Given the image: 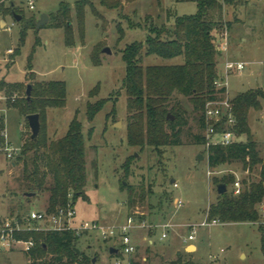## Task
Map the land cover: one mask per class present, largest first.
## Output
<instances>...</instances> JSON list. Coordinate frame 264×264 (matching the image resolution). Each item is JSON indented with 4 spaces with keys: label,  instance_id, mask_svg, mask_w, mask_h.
Masks as SVG:
<instances>
[{
    "label": "rangeland",
    "instance_id": "obj_1",
    "mask_svg": "<svg viewBox=\"0 0 264 264\" xmlns=\"http://www.w3.org/2000/svg\"><path fill=\"white\" fill-rule=\"evenodd\" d=\"M62 3L71 9L72 46L66 45L63 28L48 26ZM79 3L86 5L83 31L76 13ZM197 11L195 0H122L119 9H109L100 0H35V9H30L27 0H0V81L13 85L10 91L0 90V118L8 136L1 137L4 144L20 149L12 160L0 152V219L16 216L20 208L24 216L32 210L48 208L47 192L25 196L28 187L23 181L24 160L29 158L31 164L33 153L20 160L18 157L32 133L28 116L21 113L16 103L26 97L27 87L34 81H62L67 89L66 104L48 108L44 126L50 140L64 137L76 115L83 126L88 200L79 198L76 202L73 226L97 223L102 227H119L132 215L137 223L132 238L141 264H172L178 257L198 264H264V205L260 206L261 220L257 223L207 221L208 208L218 196L214 177L233 175L240 180L242 191L244 180L259 181L260 167L252 172L244 171L240 163L210 168L207 145L193 142V136L202 131L188 98L175 97L189 122L183 128L181 145L160 149L128 145L127 96L122 89L126 75L123 49L134 42H145L152 29L172 27L176 18L195 15ZM212 13L216 44L220 34L229 35L228 51L218 58L223 69L218 70L220 79H226L224 64L221 65L225 55L230 61L246 63L242 72L228 75L226 97L233 99L248 90L264 91V0H239L233 5L222 2ZM43 14L48 15V23L39 30L36 25L29 28L24 44L20 45L24 28L32 20L37 24ZM16 15L22 19L17 21ZM105 48L110 53L104 52ZM9 50L13 52L9 54ZM29 57L31 71L27 69ZM181 59L150 55L144 57L143 63L178 64ZM98 62L100 65H96ZM100 99H106L107 104L90 122L87 104ZM261 104V109L250 111L248 121L264 156V99ZM246 139V135H241L238 141ZM199 155L204 159L199 160ZM128 159L131 166L127 173ZM227 188L228 193H234L233 184ZM131 192L134 205L128 202ZM177 199L184 202L182 207L176 205ZM164 224L171 228L158 227ZM24 225L41 227L35 222ZM163 231L168 234L164 239ZM192 231L196 232L195 239L190 241ZM79 236L80 251L94 257L96 264H113L109 250L119 244L118 238L107 240L92 230ZM189 243H195L198 250H186ZM145 257L147 261H143ZM30 263L28 253L0 248V264Z\"/></svg>",
    "mask_w": 264,
    "mask_h": 264
},
{
    "label": "trees",
    "instance_id": "obj_2",
    "mask_svg": "<svg viewBox=\"0 0 264 264\" xmlns=\"http://www.w3.org/2000/svg\"><path fill=\"white\" fill-rule=\"evenodd\" d=\"M198 11L195 15H184L176 18L172 27L163 26L152 29L145 42H134L122 51L126 63V75L122 89L127 96V139L128 145L145 149H160L167 146L181 145L183 128L188 125V117L181 108L176 95L190 100L193 112L202 133L194 135L193 142L206 145L205 107L209 101L225 98L227 89L216 88L215 81L220 78L218 58L222 55L216 44V26L212 12L224 2L233 5L239 0H195ZM109 9H119L122 0H100ZM85 4H77L76 13L80 29L85 27ZM33 20L22 31L20 45L25 42L27 30L35 27ZM50 27L63 28L67 46L74 43V31L71 21V9L68 4H61L49 23ZM155 34V35H153ZM156 55L163 59L184 56L181 65H148L143 64L145 56ZM96 65H100L99 62ZM27 69L32 70V57H29ZM34 74L29 77L32 78ZM13 85L0 81V90L10 91ZM18 86V85H17ZM31 98L27 95L17 100L16 106L25 116L39 114L41 130L37 139H29L22 147L20 160L28 153H33L30 167L29 158L24 160V178L28 187L27 193L47 192V212L75 207L79 198L86 196V137L82 123L77 115L70 123L67 134L58 140H50L45 132L44 121L47 109L64 107L67 89L65 82H32ZM261 99L264 91L248 90L231 99L232 110L236 118L238 136L246 135L245 141L233 144L211 145L208 149V165L218 169L234 163L242 164L244 171L252 172L260 167L259 181L244 180V189L239 195L233 192L218 194L217 199L208 208L207 221L219 223H257L261 220L260 206L264 205V156L260 154V145L253 139L249 127L251 110L262 108ZM174 101V103H172ZM107 104L100 99L87 104V118L92 122L100 110ZM3 123L0 118V143ZM93 131V130H92ZM92 131H89L91 138ZM264 147V146H263ZM131 161L125 164L126 172L130 170ZM233 175L214 177L213 184L229 186L235 183ZM125 187V184L123 185ZM128 202L135 204L133 192ZM21 208L17 210L20 215ZM26 240L35 241V247L29 254L30 264H96L94 257L89 256L77 247L80 236L72 230L63 231H28L20 234ZM113 258L120 254L111 255ZM134 264H141L135 262ZM172 264H198L193 260L178 257Z\"/></svg>",
    "mask_w": 264,
    "mask_h": 264
},
{
    "label": "built area",
    "instance_id": "obj_3",
    "mask_svg": "<svg viewBox=\"0 0 264 264\" xmlns=\"http://www.w3.org/2000/svg\"><path fill=\"white\" fill-rule=\"evenodd\" d=\"M30 9H35V0H27ZM217 36V35H216ZM218 46L221 49V53H225L229 48V35L227 32L220 34L217 39ZM9 54L13 51L9 50ZM224 71L226 79H218L215 81V87L220 89L225 87V98L218 101H209L205 107V120L207 129L205 132L207 139V147L211 145H230L238 142V134L236 128V118L232 110L231 99L226 97L228 92L227 77L233 72H242L246 63L240 61L226 60L224 62ZM16 96V95H15ZM2 136L7 138V132L2 131ZM20 151L19 148H14L9 143H0V152L6 154L7 158L12 160ZM208 175H212L211 171ZM174 186L178 184L175 182ZM234 194L239 195L241 193V182L236 179L234 185ZM184 202L181 199L176 200V205L182 207ZM76 218L75 207L68 206L67 209H59L56 212H47V210H32L26 216L16 215L12 217H4L0 219V248L5 250H21L26 253H30L35 247V241L32 239L26 240L20 236V234L28 231H63L72 230L76 234H80L86 230H92L98 232L104 239L115 241L119 239V244L114 248L118 250L119 257L114 258L113 264H134V256L137 253V246L133 241L132 233L137 227L136 219L131 215L127 218L125 224L119 227H102L97 223H83L81 225L73 226V220ZM38 223L41 227L25 226L26 223ZM217 223V222H213ZM158 227L163 229L171 228L170 224L159 225ZM195 231H192L188 236V240L195 239ZM168 236L167 232L162 233V239ZM152 244V240L145 239ZM119 246V247H118Z\"/></svg>",
    "mask_w": 264,
    "mask_h": 264
},
{
    "label": "water",
    "instance_id": "obj_4",
    "mask_svg": "<svg viewBox=\"0 0 264 264\" xmlns=\"http://www.w3.org/2000/svg\"><path fill=\"white\" fill-rule=\"evenodd\" d=\"M16 20L17 21H20L22 19L21 16H18L16 15L15 16ZM48 20H49V17L48 15L46 14H43L40 21L37 22L36 24V27L37 29H41V27L45 26L47 23H48ZM104 52L106 53H110V49L109 48H105L104 49ZM31 90H32V86L31 85H28L27 87V91H26V95L28 97V99L31 98ZM28 122H29V126H30V129H31V139H37L39 133H40V130H41V121H40V115L39 114H31V115H28ZM204 159V156L203 155H199V160H202ZM228 191V188H227V185L226 184H219L217 185V193L219 195L223 194V193H226ZM35 194L34 193H25V196L26 197H32L34 196ZM195 247L193 245L189 246L187 248V250L190 251V249H194ZM117 249L114 248V247H111L109 252H110V255H113L115 253H117ZM96 259L93 260V262L95 263Z\"/></svg>",
    "mask_w": 264,
    "mask_h": 264
},
{
    "label": "crops",
    "instance_id": "obj_5",
    "mask_svg": "<svg viewBox=\"0 0 264 264\" xmlns=\"http://www.w3.org/2000/svg\"><path fill=\"white\" fill-rule=\"evenodd\" d=\"M2 23H3V21H1ZM5 22V21H4ZM6 25H7V22H6ZM215 36H216V32H214L213 33ZM156 56V55H155ZM148 57V56H147ZM176 58H178V57H176ZM179 58H182L181 59V62H179L178 64H168V65H181V64H183L184 63V56H179ZM173 59H175V58H173ZM229 60V56H228V58H227V55H225L224 57H223V62H222V64L221 65H223L224 64V62L226 61V60ZM166 60H171V59H166ZM143 61H144V59H143ZM144 64V63H143ZM153 65H158V64H153ZM167 65V64H166ZM148 66V65H147ZM219 68L221 69V70H223L222 68H221V66L220 65H218V70H219ZM191 245H193L195 248H194V250H195V252L198 250V247H197V245L195 244V243H189L186 247H185V249L187 250V248L189 247V246H191ZM137 254H135V256H134V260H135V262H141V261H139V259L137 258V256H136ZM180 255V254H179ZM143 261H147V258L145 257V258H143ZM112 263H114V258H113V261H112Z\"/></svg>",
    "mask_w": 264,
    "mask_h": 264
}]
</instances>
